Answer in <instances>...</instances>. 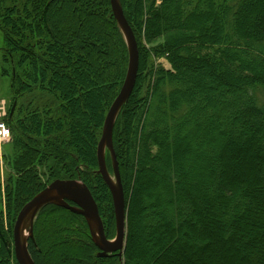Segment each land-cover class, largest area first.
<instances>
[{
	"label": "trees",
	"instance_id": "1",
	"mask_svg": "<svg viewBox=\"0 0 264 264\" xmlns=\"http://www.w3.org/2000/svg\"><path fill=\"white\" fill-rule=\"evenodd\" d=\"M119 1L139 50L113 131L131 231L124 263L102 254L83 216L56 204L37 217L31 257L54 264L49 243L57 264H264V0ZM0 31L3 74L16 108L20 101L19 117L8 115L9 221L53 181L80 176L110 239L114 205L96 172L97 148L129 68L110 0H0ZM111 41L116 59L107 58ZM164 56L171 69L156 63ZM88 109L89 121L73 119ZM194 147V161L207 165L190 178L183 159ZM106 163L112 173L109 151ZM149 234L154 256L143 243ZM71 237L75 248L58 249ZM0 264H18L4 243Z\"/></svg>",
	"mask_w": 264,
	"mask_h": 264
},
{
	"label": "water",
	"instance_id": "2",
	"mask_svg": "<svg viewBox=\"0 0 264 264\" xmlns=\"http://www.w3.org/2000/svg\"><path fill=\"white\" fill-rule=\"evenodd\" d=\"M110 3L129 50L127 77L107 113L102 137L97 148L99 173L112 194L116 220V237L114 240H109L106 237L97 203L86 185H82L77 180H55L28 202L17 216L13 228V242L14 254L19 264H36L29 253L27 239L22 241L21 230L28 216L34 217L39 210L48 204L62 206L75 214L85 217L89 222L91 219H95L99 238L98 241H95V244L102 251L103 255L117 253L121 257L125 250L126 204L121 173L113 145V130L117 117L123 105L129 99L136 83L139 69V50L135 34L125 17L120 1L110 0ZM106 149L111 153L113 175L116 182L113 181L107 168ZM32 234L33 229L30 230L31 237Z\"/></svg>",
	"mask_w": 264,
	"mask_h": 264
},
{
	"label": "rangeland",
	"instance_id": "3",
	"mask_svg": "<svg viewBox=\"0 0 264 264\" xmlns=\"http://www.w3.org/2000/svg\"><path fill=\"white\" fill-rule=\"evenodd\" d=\"M67 19H69V16L67 17ZM250 21H251V24H254V21L252 19H250ZM97 24H98L99 27H102L100 21H97ZM2 39H3V36H2V32L0 31V47L2 46ZM109 42H110V40H109ZM144 45L146 47L152 46V44H148L147 42L144 43ZM111 46H112V51L107 56V58H111V59L114 58V59H116L117 53H118V49L114 46V44H113L112 41H111ZM156 63L162 65L166 69L171 68V65H170L169 61L166 59V56L159 58ZM5 67L6 66L3 63V59H2V55H1V50H0V108H1L0 111L1 112L3 110L5 111V114L6 115L4 114L5 115L4 116L2 114V119L8 125V115H9L10 111H11V113H14V111H15V113H17L15 115V117H17V118L19 117V105H20V101L18 100V107L16 108V102H14V100L16 98V95L13 92V90L11 89L12 78H11V76L9 74L8 75H4L3 74L4 73V69H6ZM7 70H9V68H7ZM116 70H117V68H115L112 71V73L114 74L116 72ZM9 72H10V70H9ZM50 74L52 76V73H50ZM89 90H93V88H90ZM43 92H44V83L41 84V89H40V93L42 94ZM40 93H38V94H40ZM94 95H97V93H94ZM41 103H42V100H41ZM91 116H92V113L88 109L85 112L84 116H80V117L79 116H76V117L74 116L73 119L74 120L75 119H78V120H80L82 122H86V121H89L91 119ZM72 122L73 121H71V123ZM13 123H16L15 119H14ZM55 132H57V131L56 130H53L50 133H52L53 135L54 134H57ZM240 144H242V143H240ZM189 152H190L189 154L191 155V158L184 157L183 162H184L185 169L187 170L188 176L190 178H192L196 174L201 173L202 170L205 168V166L207 164H206V161L203 160V159H202V163L201 164L196 163V161H194L195 158H196V156H197V153H198V151L195 150V147L192 150H189ZM13 154H14V150H13L12 143H7V144L2 143V144H0V244L1 243H4V245L8 249H10L11 251H13L12 250V247H13V235H12V233H10V229H11V225H12V228H14L13 225H15L14 222H16V221H13L12 219H11V221H9V218L7 216V211H6L7 208H6V196L5 195H6V187L8 185V179H9V175H10V173H9V167L7 166V164H9V162L11 160L10 158H11V156H13ZM237 158L231 159L232 163L236 162V159ZM96 172H98V174L100 175L98 163H97V171ZM13 176H15V175L13 174ZM111 176H112L113 181L116 182L114 176L113 175H111ZM150 179H151V177H147V179L145 180V182H146L145 183V185H146V193L147 194L142 198V201H141L142 202V206L145 207L146 210H147L149 204L153 201V196H154L153 195V192H152V189L150 188V184H149V180ZM73 180H77L82 185H86L85 182H84L85 179H83L80 176H78L77 179H73ZM49 185H47V186H49ZM90 192H91V190H90ZM161 194H162V196H164V193H161ZM92 196H93V194H92ZM93 198H94V196H93ZM98 209H99V207H98ZM40 211L41 210H39V212L34 217L28 216L25 219L24 223H23L22 230H21V232H22L21 233V236H25V239H27V242H29L30 239L33 240L32 239L33 234H32V237H31L30 236V230L33 229V232H34V225L36 224L37 217H38ZM99 215L101 217L100 211H99ZM51 218H53V217H51ZM51 218H48L47 221L49 219H51ZM45 222H46V220H45ZM86 222H87V225L89 227V231L91 233V237H92L93 241L94 242L96 240L98 241L99 238H98V232H97V225L94 224V223H92L91 221L89 222V221L86 220ZM161 229H163V228H161ZM104 231H105V229H104ZM12 232H13V230H12ZM130 232L131 231L129 229V220H128L127 210H126L125 250L123 252V255L121 256V260L123 261V263H124V253H125L126 248H127V244H128V239H129ZM115 237H116V225H115V229L114 230L112 229V236L110 237V239L109 238L108 239L109 240H114ZM72 239H73V237H71L69 239L68 244H64L63 243L62 244L63 246L61 245V243L63 241L62 238L58 239V241H57V243H58V246H57L58 249L61 248V247L62 248H67V247H69V248H71V247L72 248H75ZM155 242H156V240H155V236L153 234H149V235L145 236V238L143 239V243L151 251L150 252V255L151 256H154V255L157 254L156 248H155V246H156L155 245ZM52 251H55V249H52V247L50 248V244L48 243L46 245V249H45V256H46L47 259L52 260L54 262V264H57L56 261H54V256H56V254L53 253ZM53 254H55V255H53ZM65 254H67V253L64 252L63 255H65Z\"/></svg>",
	"mask_w": 264,
	"mask_h": 264
},
{
	"label": "built area",
	"instance_id": "4",
	"mask_svg": "<svg viewBox=\"0 0 264 264\" xmlns=\"http://www.w3.org/2000/svg\"><path fill=\"white\" fill-rule=\"evenodd\" d=\"M2 114H5L4 110L2 112L0 111V143H6L11 140L12 135L10 128L1 120Z\"/></svg>",
	"mask_w": 264,
	"mask_h": 264
},
{
	"label": "bare ground",
	"instance_id": "5",
	"mask_svg": "<svg viewBox=\"0 0 264 264\" xmlns=\"http://www.w3.org/2000/svg\"><path fill=\"white\" fill-rule=\"evenodd\" d=\"M90 221L95 224V219H91ZM21 238H22V241H25V236H21Z\"/></svg>",
	"mask_w": 264,
	"mask_h": 264
}]
</instances>
